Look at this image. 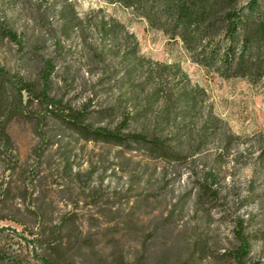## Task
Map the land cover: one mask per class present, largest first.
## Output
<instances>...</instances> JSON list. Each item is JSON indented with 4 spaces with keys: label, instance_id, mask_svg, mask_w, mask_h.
I'll use <instances>...</instances> for the list:
<instances>
[{
    "label": "rangeland",
    "instance_id": "374dc122",
    "mask_svg": "<svg viewBox=\"0 0 264 264\" xmlns=\"http://www.w3.org/2000/svg\"><path fill=\"white\" fill-rule=\"evenodd\" d=\"M70 1L75 15L58 12L62 0H0V20L25 34L21 47L0 33L4 248L26 254L30 241L38 252L76 264H238L233 252L243 222L245 263L264 264V78L251 83L207 71L179 39L120 3ZM100 10L134 33L141 56L179 64L207 92L191 118L159 125L175 147L170 155L86 140L63 118L68 105L93 111L116 104L112 118L91 116L96 125L115 127L131 109L128 85L102 75L122 74L124 48L112 59L89 50L111 44L95 28ZM45 58L56 64L48 91L62 100L53 108L28 92L21 100L7 85L20 76L41 89ZM211 111L220 122L208 120Z\"/></svg>",
    "mask_w": 264,
    "mask_h": 264
},
{
    "label": "trees",
    "instance_id": "16d2710c",
    "mask_svg": "<svg viewBox=\"0 0 264 264\" xmlns=\"http://www.w3.org/2000/svg\"><path fill=\"white\" fill-rule=\"evenodd\" d=\"M105 1L131 8L137 16L147 19L152 28L163 30L172 39H179L192 61L209 72L224 78H246L251 83H259L264 78V0ZM58 9V12L71 9L75 15L70 0H62ZM47 13L56 14V11L50 9ZM98 17L96 31L108 37L111 44L109 47L98 44L89 50L99 59L106 55L112 59L124 48L121 59L125 68L122 74L119 76L108 69L102 75L108 74L110 80L128 85L131 109L123 113L115 127L96 125L91 116L95 115L99 121L112 118L118 108L116 104L100 106L93 111L89 110L88 104L81 109L68 105L63 118L86 140L129 148L137 144L152 154L170 155L175 152V147L164 139L159 132V125L161 122L169 124L173 118H191L200 105L205 103L208 97L206 90L194 86L179 64L154 62L141 56L136 36L116 17L103 10L99 11ZM81 31L83 34V29ZM0 33L23 47L25 34L19 33L4 20H0ZM83 37L87 46L88 39ZM60 43L61 39L56 38V47ZM55 70L53 59L45 58L40 67L41 89L37 83L20 76L9 79L7 85L21 100L24 92H28L30 98L40 99L47 107L60 106L62 100L52 97L48 91ZM136 104H140L139 107ZM209 118L220 122L212 111ZM203 132L200 130L199 136H203ZM193 134L190 133V137ZM174 138L180 141L182 135H175ZM239 225V246L233 252V257L238 264H246L250 243L244 233V223L240 222ZM30 233L33 234L32 231ZM27 248L29 251L24 254L22 251L6 249L0 242V264H76L70 259L53 257L47 251L38 252L37 244L31 245L30 241Z\"/></svg>",
    "mask_w": 264,
    "mask_h": 264
}]
</instances>
